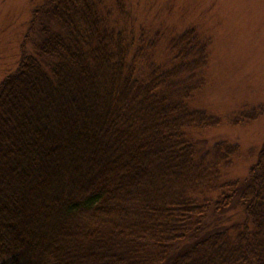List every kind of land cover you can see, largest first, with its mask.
I'll list each match as a JSON object with an SVG mask.
<instances>
[{
	"label": "trees",
	"instance_id": "trees-1",
	"mask_svg": "<svg viewBox=\"0 0 264 264\" xmlns=\"http://www.w3.org/2000/svg\"><path fill=\"white\" fill-rule=\"evenodd\" d=\"M103 5L44 0L0 83V264H264V148L222 182L238 146L190 137L209 41L155 69Z\"/></svg>",
	"mask_w": 264,
	"mask_h": 264
},
{
	"label": "rangeland",
	"instance_id": "rangeland-1",
	"mask_svg": "<svg viewBox=\"0 0 264 264\" xmlns=\"http://www.w3.org/2000/svg\"><path fill=\"white\" fill-rule=\"evenodd\" d=\"M43 1L0 0V83L18 68L24 52L35 51L26 36ZM103 1L114 33L152 55L155 69L170 58L177 59L171 67L184 63L175 41L185 31L209 41L205 82L190 107L215 122L191 130L190 137L199 151L222 142L238 146L228 165L220 166L222 182L247 177L264 148V0ZM254 113L256 119L245 118Z\"/></svg>",
	"mask_w": 264,
	"mask_h": 264
}]
</instances>
